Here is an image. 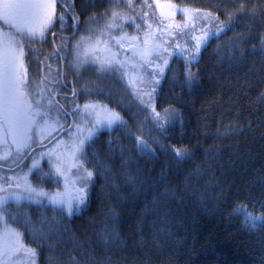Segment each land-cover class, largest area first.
Returning a JSON list of instances; mask_svg holds the SVG:
<instances>
[{"label":"trees","instance_id":"1","mask_svg":"<svg viewBox=\"0 0 264 264\" xmlns=\"http://www.w3.org/2000/svg\"><path fill=\"white\" fill-rule=\"evenodd\" d=\"M162 1L213 13L220 22H228V13H234L235 19L210 38L191 64L197 75L190 87L183 83L184 59L170 57L154 107L158 111L173 107L179 118L158 131L163 146H154L152 155L136 148L135 137L141 136L137 113L90 84L92 77L99 78L117 91L118 87L108 83L110 78L95 72L91 76V69L72 71L61 54L55 53L56 40L74 30L71 12L63 28L57 21L43 37L20 34L18 26L0 16V32L12 39L13 34L21 37L25 90L33 104L44 89V107L55 108L48 103L50 90L59 93L53 100L71 109L69 102L87 101L91 91V97L105 95L100 99L116 108L124 121L99 130L86 149L90 158L97 152L104 157L110 171L94 175L79 212L68 215L48 204L27 201L4 205L8 223L18 227L25 243L35 249L37 264H264V224L252 228L232 214L237 202H245L249 208L255 203L257 209L264 203V0ZM68 2H74L80 25L69 38L124 6L123 0ZM131 9L132 5L124 7V11ZM178 17H182L180 11ZM69 52L70 47L68 57ZM57 59L62 63L58 65ZM70 88L76 89L75 97ZM41 144L51 146L47 140L36 141L25 155L43 151ZM8 146L9 156L5 151L0 156L10 158L16 152ZM172 146L183 147L188 154L178 160ZM30 161L9 166L1 157L0 186L26 170ZM42 168L48 171L46 162ZM33 173L35 180L40 173ZM128 176L134 181L129 182ZM44 186L56 190L51 180ZM166 190L170 194L162 198ZM5 194L0 191V196ZM25 216L44 233L42 237L33 238ZM105 225L115 233L107 241L100 235ZM3 227L0 222V229Z\"/></svg>","mask_w":264,"mask_h":264},{"label":"snow or ice","instance_id":"2","mask_svg":"<svg viewBox=\"0 0 264 264\" xmlns=\"http://www.w3.org/2000/svg\"><path fill=\"white\" fill-rule=\"evenodd\" d=\"M58 3L60 4L59 10L57 9ZM129 7H131L130 4ZM157 8L160 9L161 23H163L167 16L159 3H157ZM168 8L172 10L168 15H173L176 6L168 4ZM239 11L242 12L243 8ZM69 12L72 14V26L74 29L80 30L79 16L75 11L74 2L70 4L68 0H23V2L21 0H0V16L6 22L11 25H16L18 22L26 23L33 35L38 34L41 37L51 27H55L57 21L63 28ZM190 12L191 9H183L185 23L156 29L161 33V37H176L177 42L174 45L170 40L154 36L151 24L147 19L144 24L148 25V30L145 32L142 42L138 40L137 36H130L123 32L120 22L131 18L115 8L112 9L111 16L106 20L104 27L96 30L98 34H95L94 40L95 26L87 25L86 27L89 32L87 37L89 43L85 45V54L95 53L94 59L99 63V70L118 75L121 80H126L134 89L135 94L140 97L141 103L151 109L154 121L161 128L169 120L174 119L175 110L164 109L162 117L151 101L156 91V85L170 68V57L176 56L184 59L185 79L183 83L190 87L197 75L192 71L191 64L197 61L201 49L206 47L212 36L207 24L204 25L203 30L199 31V34H195V29H189L187 20ZM147 15L145 13V16ZM209 18L218 19L205 13L204 19L208 20ZM233 19H235V14L228 13V22L216 24V33L219 34L222 29L229 27ZM32 22H35L37 26H32ZM117 28L121 29L118 36L112 34V30ZM105 33H108L107 39L103 38ZM189 33H191V41L194 43L188 41ZM181 36L185 37L184 42H180ZM76 44H79V41ZM125 49L126 52L121 57L120 50ZM23 55V48L17 50L9 44L5 49L0 44V142H10V146L14 147L21 155L32 149L37 138L47 140L51 146L45 148L43 144L39 145L44 149L39 153V157L28 156L31 163L27 169L21 170L20 174L10 178L5 186H0V191L6 193L0 196V222H3L4 225L0 229V257L7 255L9 264L21 252L33 257L35 249L25 243L24 233L18 227L8 223V211L4 205L9 201H14L17 204L27 201L40 205L47 202L54 210L67 212L68 215L79 211L88 199L89 184L94 175L110 171L104 157L97 152L90 158L86 149L91 146L99 129L104 127L111 129L113 126L124 123L120 112L109 107L103 100L95 98L87 100L83 105L75 103V107L69 109L53 100L52 97L56 93H51L49 90L47 99L49 105L55 106L53 110L52 107L43 106L45 90L41 89L40 97L33 104L29 99V93L25 90L26 71L22 72L24 69ZM61 59L63 58L61 57ZM173 78L178 79L175 76ZM52 83L54 84L55 81ZM71 94L73 97L76 96L75 88L72 89ZM88 95L92 96L91 91L88 92ZM144 97L148 99L145 100ZM77 114L82 118L80 122L75 119ZM68 115H72L74 120L73 123L67 125L69 138L65 140L63 138L65 127L62 120ZM135 139L136 148L141 154H154L155 150L141 136H136ZM172 149L178 160L187 155L183 147L172 146ZM45 157L49 165L48 171L43 170L41 165V161ZM33 169L40 173L35 180L31 178V175L35 174ZM53 178L58 185L55 191L44 186L48 180ZM61 179L64 183L63 188L59 187ZM127 179L129 182L134 181L133 176H128ZM113 183L115 184V181ZM169 194L166 190L161 196L166 198ZM232 214L241 217L242 223L255 228L257 224H264V203L260 204L257 209L255 203L249 208L247 203L237 202L233 206ZM13 219H16L15 215H13ZM24 223L30 226L34 239H39L44 235L30 217L25 216ZM100 235L107 241L115 233L105 225L101 229ZM0 264L3 262L0 261Z\"/></svg>","mask_w":264,"mask_h":264},{"label":"rangeland","instance_id":"3","mask_svg":"<svg viewBox=\"0 0 264 264\" xmlns=\"http://www.w3.org/2000/svg\"><path fill=\"white\" fill-rule=\"evenodd\" d=\"M21 2H23V0H21ZM70 3V2H68ZM124 6H123V10H119L122 11L124 13H126L131 19L127 20V21H123L120 22L122 24V30L123 32L127 33L128 35L132 36L135 35L138 37V40L140 42L143 41L144 36H145V32L148 30V25L144 24L145 19L148 20L149 24H151V30L154 34V36L165 39V40H170L171 44H175L177 42V38L176 37H167V36H163L161 37V33L156 31V29L159 27L160 29H164L167 28L169 25H175V24H183L185 23V16L183 14V8L181 7H176L175 8V12L173 15H168V13L170 11H172L171 9L168 8V4H172L171 2H166V1H162V0H123ZM157 3H159L161 5V8H163L167 19L163 20V23H161V15H160V9L157 8ZM132 5V8L130 11H124V7L125 5ZM133 4L135 5L133 7ZM173 5V4H172ZM178 11L181 12L182 17H178L177 19L175 18V15L178 13ZM145 13H147L148 15L145 16ZM205 13H209L212 16L216 17L215 14L207 12V11H203V10H194L191 9V12L189 13V17L187 20V24L189 29H195V34H199V31L204 29V25L207 24L208 28L210 29L211 33H212V37H216L219 34H221L226 28L222 29L221 32L219 34L216 33V24L220 23V21L218 19H211L209 18L208 20L204 19V14ZM106 16L100 17L99 19H96L95 22L89 23L88 25H94L95 29H94V35H93V40L95 37V34H98V29H101L104 27L106 20L108 19V17L111 16V14L106 13ZM1 18H3L1 16ZM218 18V17H217ZM15 26H18V33H26L27 35H33L30 31H29V25L26 23H22V22H18ZM32 26H37L35 24V22H32ZM139 26V27H138ZM87 27V26H86ZM13 30V29H12ZM76 30V29H75ZM85 31L80 32L79 35H77L76 37H71V35L74 34V30L69 33L68 31L66 33H64L65 35H68V37H61L60 40H56L55 45H56V52H59L61 54V57L63 59H61L62 61H66L68 63V66L70 65L71 67H73L72 71L75 70L77 73H81V71L83 69H91V71L88 72V74H90L91 76L94 75V72L98 75H106L110 78V80L108 81V83H110L111 85H114V87L116 86V88L118 87V90H114V88H111L109 85H105L103 84V82H101L98 79H94L93 77L90 79V84L92 87H96L98 88L99 91L105 93L106 95H109L110 97L114 98V100L120 101L122 103V105L124 106V108H129L132 111H135L138 115V118H140V127L139 129H141L140 135L141 137L147 141V143L154 148V146H163L162 141L159 137V132H162V130H165L166 127L168 125H172L173 122L178 121L179 118V114L178 111L175 108H170V109H174L175 113H174V119L169 120L167 123L164 124V126L161 128L159 127L156 122L154 121L152 115H151V109L150 108H146L144 104L141 103L140 97L138 95L135 94L134 89L127 83L126 80H121L119 78L118 75H114L112 73L106 72V71H102L99 70L100 66L99 63L95 61L94 57H95V53L93 52H88L87 54H85V45L87 43H89V41L87 40V37L89 36V32L86 30V28L84 29ZM169 30H175L177 32H179L180 30L178 29H169ZM120 28L114 29L112 30V34L114 35H120ZM186 31V30H185ZM38 35V34H37ZM13 36H16L14 39H12L11 37H7V34L0 32V44L3 45V47L6 49L9 44H11L14 47L19 46L20 48L22 47V42H21V37H19V35L17 34H13ZM81 37H84V39H81ZM8 38V39H7ZM63 38V39H62ZM104 39L108 38V33H105V36L103 37ZM72 39V40H71ZM180 42H184L185 37L181 36L180 38ZM71 40V41H70ZM210 40V39H209ZM79 41V44H76V42ZM188 41L191 43H194V41H191V33H189L188 35ZM127 43V41H125ZM70 43V44H68ZM74 45H76L74 47ZM68 47H70V52H69V56H66V52ZM17 49V48H16ZM18 50V49H17ZM121 52V57H123L124 52H126L125 50H120ZM59 59V58H58ZM58 61V65L59 63H61V61ZM77 67H81V69H78ZM26 71L25 66L24 69H22V72ZM63 71V69H62ZM158 86L156 85V91L158 90ZM153 94V99L151 101L152 105L154 106L155 103V93ZM101 96H105V95H101ZM101 96H95V97H88L87 99H100ZM123 97V98H121ZM145 100H147V97H144ZM75 101L74 103L73 101L69 102V106L70 108H74L75 107ZM84 103L86 102L83 101ZM79 103L80 105H83L84 103ZM109 107H112L111 105H109ZM116 109V108H115ZM168 109V108H167ZM157 112L161 113V116L163 117L164 115V110L158 111ZM72 116V115H71ZM77 122L81 121V116L79 114L76 115L75 117ZM69 118H65L64 120H62V123H64V127L67 126L70 121ZM74 117L72 116L71 118V123H73ZM107 128V127H104ZM104 128H101L99 130H103ZM98 130V132H99ZM97 134V133H96ZM63 138L65 140H67L69 138V133L68 130H65V135L63 136ZM37 142H43L45 140H40L39 138H37L36 140ZM10 145V142H0V153L2 151L6 152V155L9 156V153H11V148L8 146ZM13 151L15 150L14 147ZM186 150V153L188 154V150ZM39 152L34 153L33 155L39 157ZM25 154H23L21 156V154L17 153V151L12 155L10 158H7L5 156V154L1 155L0 158H5V162L9 165H15L18 163L19 160H22V158L24 157ZM44 162H46V165H48L47 163V158H43L41 161V165L44 164ZM31 163V161L29 162V164ZM28 164V165H29ZM35 169H33L34 171ZM48 170H49V165H48ZM71 179V177H69ZM51 184L55 187V189H57L58 185L55 182V178H53L51 180ZM90 186V185H89ZM60 188L64 187V183H63V179H61L60 184H59ZM55 191V190H53ZM45 204H47V202H45ZM79 212V211H77ZM32 248V247H31ZM0 261L3 262V264H9V257L7 255L0 257ZM11 264H37L36 263V256L34 255L33 257H29L27 253L25 252H21L19 253L15 259H13L11 261Z\"/></svg>","mask_w":264,"mask_h":264},{"label":"flooded vegetation","instance_id":"4","mask_svg":"<svg viewBox=\"0 0 264 264\" xmlns=\"http://www.w3.org/2000/svg\"><path fill=\"white\" fill-rule=\"evenodd\" d=\"M63 96H67L66 94H63Z\"/></svg>","mask_w":264,"mask_h":264}]
</instances>
